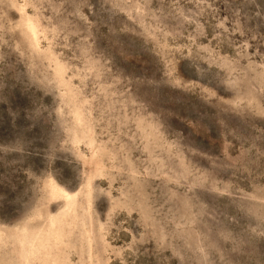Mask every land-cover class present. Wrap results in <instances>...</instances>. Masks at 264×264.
I'll use <instances>...</instances> for the list:
<instances>
[{
    "label": "rangeland",
    "instance_id": "374dc122",
    "mask_svg": "<svg viewBox=\"0 0 264 264\" xmlns=\"http://www.w3.org/2000/svg\"><path fill=\"white\" fill-rule=\"evenodd\" d=\"M0 264H264V0H0Z\"/></svg>",
    "mask_w": 264,
    "mask_h": 264
}]
</instances>
